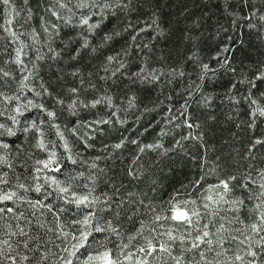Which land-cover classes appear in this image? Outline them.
<instances>
[{
	"label": "trees",
	"instance_id": "16d2710c",
	"mask_svg": "<svg viewBox=\"0 0 264 264\" xmlns=\"http://www.w3.org/2000/svg\"><path fill=\"white\" fill-rule=\"evenodd\" d=\"M74 3L75 0H73ZM252 7L264 10V0H252ZM134 8L135 10L128 14L127 19H123V14H120V20L114 18V22L104 20L98 32L93 33L89 39L90 43L96 46L100 35L105 31H118L119 36H114L105 47L97 48L95 52L85 49L76 55L75 50L79 47L80 41L78 39L74 41V38L81 31L78 25L82 16L91 14V8L74 9V13H69L66 9H62L56 0H27V4L24 0H13L12 16L9 17L8 8L0 4V24L7 27L5 21L12 19V28L18 36V40H12L8 33L0 28V68L12 73L11 76L0 74V93L20 95L21 103L31 98L36 103H43L49 110L56 112L55 123L60 125L73 153H79L77 165L73 166L67 160H64L63 164L66 168H75L85 173V179L78 183L92 184L94 182L96 194L111 197L109 202L113 210L105 211L100 215L108 217L117 224L122 235L119 238L112 236L105 243L113 249L116 248L117 243L128 244L126 251L135 252L136 256L125 264H135L137 258L143 259L144 254L136 250L142 246L146 247L147 238H151L146 229L143 235H136L135 239L128 240L130 234H135L134 228L139 226L140 219H150V214H146L144 205L139 204L141 200L144 204L159 209L166 207L169 197L178 192L179 199H196L197 203L194 207L204 214L206 211L202 207L204 201L199 193L208 184L216 183L217 175L237 176V181H233L236 185L247 175L255 179L257 184H249L247 189L237 187L232 193L233 196L244 201L240 211L238 213L221 211L216 216L204 215L201 226L209 222V231L214 233L223 222L231 229L240 228L251 233L250 226L254 223L259 224V215L264 212V206L260 209L256 208V205L264 200V196L260 195L264 189L259 186L258 175L259 170H264V144L256 145L249 153V147L254 139H264V122H262L264 118L256 119L254 128L248 127L249 105L242 97L247 95L250 86L247 83H239L245 76L254 77L257 67L264 63V27L256 20L252 23H256L257 27L250 29L245 27L250 23L248 20L236 19L237 16L243 17L249 10L248 7L240 4V0H138ZM28 9H31L30 18H28ZM53 11L60 13L63 19L53 15ZM68 18H70V25L66 26L64 21ZM98 19L93 16L90 23ZM153 19L156 20V25H152ZM128 22L137 28L144 27L146 31L137 37V43L142 46L141 49L138 50L133 46L131 54L123 56V49L128 47L133 31L131 29L124 31ZM149 25L152 26L149 27ZM53 26L59 27L58 36ZM45 28H48L47 32ZM21 42L25 45L26 55L23 59L29 69L32 68V62L35 61L38 53L44 55L43 60L35 61L37 70L30 83L38 91H42L39 86L43 83L52 96L35 97L27 90L24 93L18 91L21 72L14 63H11V60L15 57V49L20 47ZM66 43L67 47H65ZM144 44L148 47H143ZM226 46L230 49V52L226 54L230 63L226 67H220L215 57ZM49 47L56 49L60 55L53 57V54L48 51ZM117 53H121L119 58L126 61L127 66L122 70L125 74L118 73V78L102 80V76L108 75L103 71L106 57ZM73 56L76 58L73 59ZM202 64H208L216 71L209 72L204 80H199ZM143 65L155 69L158 75L163 73L160 75V80L154 83L147 81L142 83L135 77L129 78L127 73L135 72ZM115 66L113 63L109 67ZM173 69L183 72V75H171ZM229 69H235V71ZM73 72L78 74L73 75ZM233 83H236V88L229 93ZM257 83L258 87L251 91L264 104V83ZM196 84L201 85L198 91ZM73 87L80 89V97L86 101L105 95L111 96L113 104L118 106L120 111L113 116L111 113L115 111V108L101 104L94 109L80 108L79 116L70 115L61 105L56 104L53 97L58 96L66 103L70 102L73 95L68 90ZM189 91L192 92L191 97H188ZM229 95L236 96L240 102L236 103L229 99ZM204 96L210 97L208 106L202 103ZM132 97L135 98V106L129 108L128 100ZM186 98L187 112L182 115L183 109L180 106L185 103ZM13 104L6 105L0 102V112H5L3 116H0V122L11 124L7 116L14 114L10 111ZM185 116L189 122L199 124L200 127L193 129L186 127ZM20 119L27 120L30 125L32 121H46L47 117L38 109H30ZM101 119H111L112 123L86 126L89 121ZM120 119L125 123H119ZM78 121L81 123L76 128V135H73L69 129L76 126ZM40 127L45 133V139L52 141L55 145L53 148V144H50L49 148L55 150L58 156H66L55 129L47 123L41 124ZM162 132L166 134L162 135ZM190 132L194 135L203 134V147L201 142L193 139L181 140V137ZM34 136L35 133L30 131L23 135L18 133V138L0 137V141L11 146L8 152L13 169L4 167L0 168V171L8 172L12 185L16 183V176L21 177V182L32 185L33 181L24 178L32 173V166L36 159L45 158V153L34 147ZM89 137L92 138L89 139ZM133 140L137 141V144L130 143ZM176 140H181L183 148L177 147L176 151L170 152L167 156L162 157L154 150L138 152L137 145L162 143L165 147H169ZM121 141L123 146L120 149H114L113 145ZM85 142L92 147L86 148ZM137 156L139 159L132 163ZM201 157L208 161L203 168ZM93 161L98 165L97 169H89L88 163ZM215 164L221 165L216 174L211 172ZM129 168L137 170L140 178L132 179L128 175ZM205 173L207 176L200 188L193 189L191 182ZM89 175L94 176V181L87 179ZM44 191L51 193L47 195L44 202L52 206L53 212L64 223L65 230L72 232L79 227L71 223L79 217V210L66 205L56 193L52 192L51 188L46 186ZM21 195L33 200L44 199L35 192H21ZM8 206L16 207L18 212H24L31 223L23 219L17 221L10 214L0 217V238H8L6 235L8 225L12 226V230H16V225L19 223L33 238L31 241L33 245L39 243L44 251L50 250L51 254L45 264H53L55 260L53 254L60 253L66 243L63 238H57L55 231H47V228H56L53 213L48 212L47 209H41L33 216V209L26 203H21L19 206L0 205V207ZM97 207L102 208L104 205L100 204ZM223 207L229 208L230 205L226 204ZM133 210H137L139 215L129 220L128 217L132 215ZM116 212L120 213L119 217L116 216ZM237 215L239 222L234 221L231 225L222 219L227 217L231 220ZM38 222L44 223L46 227H39ZM161 223L165 229L171 227L181 232L185 230L183 224L171 221ZM163 230L158 229V231ZM232 234L239 235V233ZM224 237L223 255L218 258L221 264H226L227 260L233 259L237 254L243 255L245 249V245L232 240L229 233H224ZM12 239H27V237H12ZM182 247L187 248L188 245L177 242L173 247V253L183 255L187 264H203L199 258V249L181 253ZM206 247L201 245L202 249ZM19 251L27 250L21 247ZM27 254L30 257L38 255L31 251ZM208 255L211 258L214 253H208ZM147 259L148 264H174L166 253L158 256L153 253ZM248 259L250 257L245 256V261ZM31 264H36L35 259L31 261Z\"/></svg>",
	"mask_w": 264,
	"mask_h": 264
},
{
	"label": "snow or ice",
	"instance_id": "6c2138e0",
	"mask_svg": "<svg viewBox=\"0 0 264 264\" xmlns=\"http://www.w3.org/2000/svg\"><path fill=\"white\" fill-rule=\"evenodd\" d=\"M62 9H66L69 13H74L75 10L91 8L92 12L90 15L82 16L79 22L78 27L81 31L78 33V36L74 38V41L78 39L80 41L79 47L75 50L76 55H79L81 50H90L95 52L97 48H103L107 42L113 40L114 36H119L120 32L105 31L99 37V43L96 46H93L90 43L89 37L93 33H97L101 28V23L104 20L113 21L120 20L121 15L123 14V19H127V16L130 12L134 11L135 4L138 0H56ZM24 3L27 4V0H24ZM0 4L5 5L8 8V16H12V6L13 0H0ZM242 6L248 7V13L243 15V17L237 16L236 19L248 20L250 23L245 25L250 29L256 28L257 24L252 23V21L258 20L260 25L264 27V10L257 7H252V0H240ZM69 5H72L71 7ZM227 10V5L225 6ZM19 13L17 12V15ZM230 15H235L234 13H229ZM53 15L58 16V18L63 19V16L60 13L53 11ZM98 17L99 19L96 22L90 23L92 17ZM31 17V9H28V18ZM65 25H70V18L65 19ZM114 22V21H113ZM7 27L4 24H0V28H3L5 32L12 38V40H18L17 33L13 30L12 19H7L5 21ZM156 20L153 19L152 25H156ZM235 23V21H234ZM152 25H149L151 27ZM56 35L60 34V29L57 26ZM133 30L130 36V42L128 47L123 49V56H128L131 54V49L135 46L136 49H141V45L137 43V37L141 33L145 32L144 27L137 28L131 22H128L124 28V31ZM45 32L48 31V28L44 29ZM87 33V35L85 34ZM159 34V33H158ZM229 39H231L229 37ZM73 41V42H74ZM11 42V41H10ZM67 43L65 47H67ZM25 45L21 42L20 47L15 49V57L11 60V63H14L21 72V78L18 81L20 93H24L25 90L31 92L35 97H42L44 95L52 96V93L49 89L42 83L40 84V89L38 91L30 81L32 80L37 66L35 61L43 60L44 55L37 54L35 61L32 62V68L29 69L28 65L25 63L23 57L26 55L24 53ZM143 47H148L147 44H144ZM48 51L53 54V57L59 56L60 53L49 47ZM230 52V49L226 46L221 52H219L215 59L218 61L220 67H226L229 65L230 60L227 53ZM121 53L116 55H108L106 57V64L104 65L103 71L108 73L106 76H102V80H108L112 77H117V74L124 75L122 71L126 68V61L120 59ZM76 57L73 56V59ZM115 64V67H109L112 64ZM235 71V69H229ZM215 68H211L208 64L201 65V72L199 75V80H204L209 72H215ZM0 74L3 76H11L12 73L5 71L3 68H0ZM78 73L73 72V75ZM157 74L155 69L149 68L146 65L140 66L135 72L127 73L129 78L135 77L140 82L147 81L148 83L158 82L160 80V75ZM171 75H183V72H177L175 69L172 70ZM170 82V81H169ZM264 83V63H261L255 72L254 77L248 78L244 77L239 81L240 84L247 83L250 88L247 90V95H244L242 99L249 105V128L255 127V121L258 118H264V104H262L251 91V89L257 88L258 83ZM195 83V82H193ZM90 87H95V85H90ZM191 87V86H190ZM201 85L196 84V90L200 89ZM236 88V83H233L229 88V93L232 92V89ZM72 95L73 99L70 102H65L64 99L56 96L53 97L56 104L61 105L64 110L72 116H79L80 108H96L98 105L105 104L109 108H115V111L111 115L115 116L119 107L113 104L111 96H101L98 98H93L91 100H84L80 97V89L71 88L68 90ZM192 92H188V97H191ZM229 99L233 100L236 103L240 102L236 96L229 95ZM135 98L132 97L128 100V107H134ZM20 95H4L0 93V102L4 104H13L11 108V113L7 116V119L11 121V124L0 122V137H17L18 133L23 135L30 131L35 133L33 137L35 139L34 147L39 149L41 152L45 153V158L36 159L32 166V173L25 177V180L30 179L33 181L32 185H29L25 182H21V177L16 176L15 185L10 184L8 172L0 171V205L11 204L19 206L21 203H26L31 209H33L32 215L35 216L38 211L41 209H47L48 212H52L56 220V228H47V231H55L57 238H63L65 246L61 249V252L55 255V260L53 264H125L126 261H132L133 257L136 256L135 252L126 251L128 244L117 243L116 248H109L105 243L112 236L119 238L122 233L121 229L117 224H114L111 219L106 216L100 215L105 211H112V205L109 202L111 197L105 195L101 196L96 194V188L94 182L89 183H78V181L85 179V173L82 171H77L75 168H66L63 164L64 160L70 162L71 165L75 166L78 164L77 156L79 153H73L72 147L67 141L64 132L61 130L59 124L55 123L57 119V114L54 110H49L43 103H36L33 99L27 98L26 102L21 103ZM210 97L204 96L202 98V103L205 106H208ZM187 98L185 103L180 106L183 111L182 115H185L187 112ZM30 109H38L42 112L47 120H41L39 122L32 121L29 125L27 120H21V117H24L25 113ZM5 111H9L5 109ZM5 112H0V116H3ZM264 122V120H262ZM47 123L51 128L55 129L57 138L61 141L60 146L64 149L66 156H58L57 152L49 148L50 144H53L52 141L45 139V133L42 131L40 125ZM81 122H77V125L70 128L69 131L73 135H76V128L79 127ZM111 119H101L89 121L86 123L87 127H91L93 124H111ZM119 123H125L124 120L120 119ZM185 125L189 129L199 128V124H194L189 122L187 116H185ZM162 135L166 133H161ZM92 137H89L91 139ZM79 139V137H78ZM193 139L198 142H201L203 147V134H192L191 132L187 135L181 137V140ZM181 140L174 141L172 146L165 147L162 143H156L151 145H144L138 147V152L144 153L146 150L157 151L160 156H167L170 152L176 151L177 147L183 148ZM132 144H137V141H130ZM15 144V141H13ZM264 144V139L256 138L253 140L252 144L249 147V153L255 148L256 145ZM123 146V141L113 145L114 149H120ZM11 146L8 143L0 141V168L7 167L8 169H13V164L9 160L10 153L8 149ZM23 146L21 145V148ZM86 148H91L92 145L85 142ZM19 151V149L17 150ZM139 159L137 156L132 163H135V160ZM193 159H196L193 157ZM201 167L208 163L207 159L201 157ZM87 163V162H86ZM89 169H97L98 165L95 161L88 163ZM221 168V165L215 164L211 168V172L216 174L217 169ZM101 171H103L101 169ZM53 173L54 175H50ZM128 175L132 179H139L140 173L137 170L129 168ZM258 175L260 177L259 186L264 189V170H259ZM207 173L200 176L198 179H195L191 182L193 189H199L202 181L206 179ZM62 177V178H61ZM88 180L94 181V176L89 175ZM43 181V183H40ZM233 181H237V176L227 174L224 176L217 175V182L214 184H208L204 187L199 195L202 197L204 203L202 207L206 210L202 214L196 207V199H179L178 192L177 194L171 195L166 202V207L157 209L155 206H150L144 204V201H139V204L144 205L146 209V214H150V219H140L138 221L139 226L134 228L135 234H130L128 240L131 241L136 238V235H143L147 229L150 233L151 238H147L146 247L142 246L136 251L144 254L143 259L137 258L135 264H148V257L152 256L153 253H156L157 256L161 253H166L167 256L174 261V264H187L184 261L183 255H175L173 253L174 245L179 242L181 245L187 244V248H181V253L187 251L191 252L195 249H199V258L203 264H221V261L218 259L223 255V244L225 242L224 233H229L231 239L238 241L240 244L245 245L243 250V255L237 254L231 260H227L226 264H264V212H261L259 215V224H252L251 233L240 228L231 229L226 227L225 223H220L219 228L216 229V232L209 231V222L204 223L201 226V220L204 215L216 216L219 215L221 211H232L239 212L244 201L239 197H235L232 193L237 187L247 189L249 184H257V181L251 176H244L238 185L233 184ZM7 186V187H4ZM51 188L52 192L63 200L66 205L74 207V209L79 210V217L71 221L75 226L74 231L68 232L65 230L64 223L61 222L60 217L53 212V208L50 204L44 202L47 199V195L51 193H46L45 187ZM17 189L19 191H17ZM22 193L35 192L38 196H43L44 199H31L28 196L21 195ZM207 193V195H205ZM264 196V192L260 194ZM260 199V197H257ZM103 204L104 207L98 208L97 206ZM230 205L229 208H224V205ZM193 205V207H189ZM264 206V200H261V203L256 205L257 209H260ZM119 207V206H118ZM14 216L17 221L25 220L27 223H31L30 220L25 216L24 212L17 211L16 207H0V217L7 215ZM42 214V213H41ZM120 213L116 212V216L119 217ZM139 215L137 210H133L132 215L128 217L129 220L133 216ZM223 220H226L229 225L234 221L239 222V216H233L231 220H228L227 217H223ZM162 221H171L179 224L185 225V230L183 232L178 231L174 228H164ZM39 223V222H38ZM39 227L45 228L44 223H39ZM158 229H164L163 231H158ZM232 233H239L235 235ZM8 238H0V264H31V261L35 259L36 264H45L48 261L50 250L44 251L40 244L37 243L33 245L31 243L32 237L29 236L28 231L21 224L16 225V230H12V226L8 225V232L6 233ZM12 237H19L27 239H17L13 240ZM91 237V240H90ZM166 238V239H165ZM98 244V246H97ZM201 245H206V249H202ZM23 248L27 251L21 252L20 248ZM91 249V251L89 250ZM83 250V251H81ZM31 251L38 253L35 257H30L27 252ZM208 253H214V256L209 257ZM245 256L250 257V259L245 261Z\"/></svg>",
	"mask_w": 264,
	"mask_h": 264
}]
</instances>
